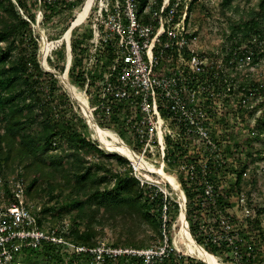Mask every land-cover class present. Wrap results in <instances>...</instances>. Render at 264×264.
Returning <instances> with one entry per match:
<instances>
[{
	"label": "built area",
	"instance_id": "built-area-1",
	"mask_svg": "<svg viewBox=\"0 0 264 264\" xmlns=\"http://www.w3.org/2000/svg\"><path fill=\"white\" fill-rule=\"evenodd\" d=\"M181 2L93 0L78 23L89 27L84 50L74 58L68 43L65 70L69 78L75 59L84 85L69 79L68 86L84 93L87 125L99 137L103 129L116 134L109 144L98 139V146L113 154L107 164L114 174L132 176L143 187L159 219L155 242L136 247L106 236L92 245L69 240L70 222L51 223L42 203L28 197L22 168L3 166L0 264H28L25 259L44 245H54L62 261L75 264H212L206 254L218 264H264V224L260 219L256 226L249 198L236 189L238 162L246 161L245 137L256 135L253 129L245 135L236 121L249 97L224 88L225 63L240 64L249 56L235 48L225 59L201 53L187 27V4L180 13ZM38 15L43 19L42 7ZM41 89L48 92L44 82ZM113 123H119L117 130Z\"/></svg>",
	"mask_w": 264,
	"mask_h": 264
},
{
	"label": "trees",
	"instance_id": "trees-1",
	"mask_svg": "<svg viewBox=\"0 0 264 264\" xmlns=\"http://www.w3.org/2000/svg\"><path fill=\"white\" fill-rule=\"evenodd\" d=\"M58 1L34 0V5L42 7L44 20L52 14ZM61 1L67 3V0ZM231 1L223 0V4L229 5ZM194 2L196 0L188 3L182 0L180 13L186 4L188 10ZM19 8L24 13L29 11L22 0H0V168L13 154L19 161L23 155L29 159L25 167H36L38 173L31 180L26 179L27 195L31 200L50 195L48 199L53 202L47 206L48 200H43L41 211L51 213L47 216L53 224L54 215L59 219L70 218L67 239L92 245L100 237V230L94 224L108 223L116 229L115 244L150 245L158 237L159 219L152 211V204L146 200L143 187L132 176L114 174L107 164L111 162L101 159L104 163H98L86 157L85 154L99 155L108 160L113 154H105L97 141L85 132L83 125L70 116L73 99L59 84L58 76L41 67L39 34L32 24L35 18L30 17L31 21L26 19ZM261 20H264V0H259L257 8L250 11L249 18L242 20L236 28L244 37L254 34L263 38ZM83 50L84 47L75 40L72 45L74 58ZM259 55L264 53L259 52ZM225 65L224 88L230 87L236 95L242 91L250 94V87L264 94V82H252L248 87L247 83L235 77L238 73L234 70L235 64ZM68 76L76 86L84 85L75 59ZM42 82L48 86L47 93L41 89ZM262 105L264 100L260 99L258 106ZM249 129L258 133L245 137L246 161L264 159L261 150H257L255 155L251 150L253 139L263 132L264 115L259 116L254 128ZM114 156L119 163H127L125 157ZM245 169L246 163L238 162V191ZM58 189H64V199L54 194ZM259 211L263 212L264 206L259 207ZM141 234L143 236L140 237ZM36 253V260L26 263L62 264V257L54 245H44Z\"/></svg>",
	"mask_w": 264,
	"mask_h": 264
},
{
	"label": "rangeland",
	"instance_id": "rangeland-1",
	"mask_svg": "<svg viewBox=\"0 0 264 264\" xmlns=\"http://www.w3.org/2000/svg\"><path fill=\"white\" fill-rule=\"evenodd\" d=\"M22 1L26 5V8L29 9L28 12H26L25 9L26 13L24 14L29 18L32 16L35 18L34 27L39 34L40 61L44 62L43 64L46 68H48V70L54 72V74L58 76L59 84L63 85L70 95V98L73 99V96L80 102V104H77L74 101H71L73 107L72 111H70V116H73L75 121L77 120L76 123L79 125L82 124L85 132L97 142L98 139H100L106 144L111 143L109 136L115 138L116 134L114 131L103 129V132H99V134L103 137H99L94 129L88 125H84L87 124V112L82 103H86L84 93L77 88L75 89L73 87L72 89V87L64 83L60 77L61 74L65 73L67 61H69L70 58V53L67 47L68 43L63 36L66 30L76 19L78 11L83 7L85 0H67V3H63L59 0L58 4L54 7L52 14H49L44 20L38 15V7L34 5V0ZM185 1L188 3L189 0ZM258 2L259 0H232L229 5L225 6L223 4V0H196L192 7L187 10V27L190 32H194L197 36V43L199 45H196L195 48L200 50L201 53H205L210 57H221L224 55L225 59L230 56V52L235 48L244 57L249 56V58H244L240 64L237 61L233 62V64H235L234 70L238 72L235 77L238 81L247 83L248 87L252 82H264V55H259V52L264 53V37L260 38L258 35L254 34L244 37L242 36L243 34L237 30L236 25L242 20L249 18L250 11L253 8H257ZM260 24L264 26V20H261ZM89 33L88 25H75L70 32L69 44L72 47L74 41L76 40L78 45L81 46V44L85 42L84 40L88 37ZM45 41L51 43V47L48 51H45ZM233 43L237 45L233 46ZM77 60L78 62H82L80 57H78ZM229 68H232V66ZM69 81L71 83V80ZM250 91L251 93L247 95L249 97V107L245 108L244 111L236 118V121L238 122L241 120L240 126L243 128L244 133H248V129L250 127L254 128L256 119L259 116L264 115V105L258 106L260 99L264 100V94H262L260 90L257 91L252 87H250ZM113 124L114 125H112L111 128L117 130V124L119 123ZM235 131V129L229 131L231 137H234L236 133ZM255 132L258 133L257 131ZM246 133L245 135H247ZM249 135L250 134H248V136ZM121 136L123 137L122 133ZM13 147H17V145L13 144ZM251 150L254 155L257 150H261L264 154V129L261 135L258 134V136L253 139ZM97 157L98 159H104L105 162H110L111 160H109V158L108 160L107 158H102L99 155H97ZM28 160L29 159L23 155L22 160L19 161L18 157H15L13 154L11 159L4 163V168L5 170L11 171L13 167L16 168L17 166H20L24 172L25 178L29 181L33 178V176H36L38 170L36 167H25ZM112 160L114 161V159ZM245 163L246 170L243 173L240 191L244 192L249 198L248 201L252 207L251 212L254 216L255 222L262 219L261 222L264 224V211H259V207L264 206V159L255 158L246 161ZM54 194L59 199H64L65 197L63 196L65 194L64 189H58ZM48 196L50 195H44L43 199L36 198L35 201L42 203L43 200H48L46 205L49 206L53 200L48 199ZM233 204L234 206L236 205L235 202ZM235 211L241 213V208L239 206H235ZM44 214L50 215L51 213L48 212ZM54 219L55 222L63 220L57 218V215H54ZM64 219L71 222L70 218L67 216L64 217ZM258 224L259 223L257 222L256 226ZM94 227L97 230H100V236H106L113 241L115 240L117 232L110 224H94ZM148 234H152V232L148 231ZM139 236L141 237L143 235L141 234ZM36 252L37 251H33L30 254V257L25 259V262L36 260ZM62 264H75V261H62ZM224 264L227 263L224 261Z\"/></svg>",
	"mask_w": 264,
	"mask_h": 264
},
{
	"label": "bare ground",
	"instance_id": "bare-ground-1",
	"mask_svg": "<svg viewBox=\"0 0 264 264\" xmlns=\"http://www.w3.org/2000/svg\"><path fill=\"white\" fill-rule=\"evenodd\" d=\"M92 1L93 0H85L83 7L78 11L76 19L73 21L72 25L66 30L63 38L67 41V43L69 42V36H70V32H71L72 28L85 18L86 14L88 13V11L90 9ZM50 47H51V43L45 41V51H48ZM67 47H69L68 44H67ZM67 63H68V61H67ZM60 77L62 78L64 83L68 84V78L66 76V72L64 74H61ZM99 130H101V129H99ZM205 259L209 260L212 264H218L216 258L211 256V255L209 256V254L205 255Z\"/></svg>",
	"mask_w": 264,
	"mask_h": 264
},
{
	"label": "water",
	"instance_id": "water-1",
	"mask_svg": "<svg viewBox=\"0 0 264 264\" xmlns=\"http://www.w3.org/2000/svg\"><path fill=\"white\" fill-rule=\"evenodd\" d=\"M69 43V42H68Z\"/></svg>",
	"mask_w": 264,
	"mask_h": 264
}]
</instances>
